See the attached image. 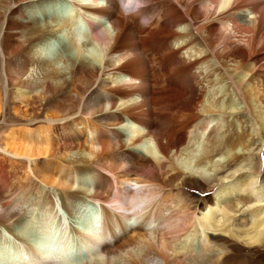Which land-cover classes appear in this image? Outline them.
Masks as SVG:
<instances>
[{
	"label": "bare ground",
	"instance_id": "obj_1",
	"mask_svg": "<svg viewBox=\"0 0 264 264\" xmlns=\"http://www.w3.org/2000/svg\"><path fill=\"white\" fill-rule=\"evenodd\" d=\"M125 1L0 0V264H249L264 247V0ZM62 35L75 58L57 66ZM77 208L96 212L82 229Z\"/></svg>",
	"mask_w": 264,
	"mask_h": 264
},
{
	"label": "rangeland",
	"instance_id": "obj_2",
	"mask_svg": "<svg viewBox=\"0 0 264 264\" xmlns=\"http://www.w3.org/2000/svg\"><path fill=\"white\" fill-rule=\"evenodd\" d=\"M53 3V2H52ZM53 4H55V3H53ZM119 4H120V2H119ZM66 6L63 8L62 6L60 7V6H58V10H63L64 12H66L67 14H65V15H63L64 17L65 16H67V15H69V13L70 12H72V8H73V6L70 4V3H66L65 4ZM71 5V6H70ZM137 5V4H136ZM135 5V6H136ZM143 5V4H142ZM47 8V7H46ZM66 8V9H65ZM74 12V11H73ZM123 12V14L124 15H127V14H129V13H126L125 11H122ZM37 15H39V17H42V22H41V24H40V26H41V28H44V27H46L47 26V24L49 23H52V19H44L43 17H45L46 15H49V18H50V16H53V14H51V13H39V14H37ZM63 16H58L59 18H63ZM51 21V22H50ZM107 27V26H106ZM178 32H180V33H185V32H187L188 31V28H186V29H180V28H178V30H177ZM62 38L61 39H59V41L57 42L56 41V46L55 47H53V50L52 51H49V57H55V58H57L59 61H57L56 60V65L57 66H63V61H67L68 59V57L69 58H75V54H73V53H75L74 52V50H73V48H71L70 46H69V41H68V39H67V37L65 38V36L64 35H62L61 36ZM83 39L85 40V41H87V37L86 36H83ZM58 62V63H57ZM61 62V63H60ZM2 63H4V58L2 57V55L0 54V67L2 66ZM58 64H60V65H58ZM0 70H1V68H0ZM5 82V81H4ZM6 83V82H5ZM4 83V84H5ZM8 89H10V88H7V85L5 86V90H4V95H6L5 94V92H7L8 91ZM4 98H5V96H4ZM4 101H5V99H4ZM91 103L92 102H90V104L89 105H91ZM93 104V103H92ZM239 106H241V104H239ZM241 114L242 115H246V113L245 112H241ZM10 115H11V113L9 112V111H7V114H6V118H4L5 120H9V117H10ZM241 119H242V123L241 124H244L245 126H246V129L247 128H249V125H248V120H249V118H248V116L246 115V117H245V119L243 118V117H241ZM3 124V121H0V125H2ZM234 126H236V124L234 125ZM232 127L230 130H231V132L234 134L235 133V131H237V130H235V128L236 127ZM244 126V127H245ZM140 129H143V126L142 127H139ZM2 131H3V129H0V136H1V134H2ZM255 139L257 138L256 136L254 137ZM257 141H256V143H255V146L251 149V151L252 150H254V151H252V152H250V153H245V155L244 156H246V158H249V163H247L246 165H248V167L247 168H250V169H252V168H254L253 166H255V164L257 163V160H256V157H257V155H258V152L257 151H259V148L261 147V146H259L260 145V142H259V140L258 139H256ZM256 149V150H255ZM250 162L252 163V164H250ZM249 164H250V166H249ZM222 168L223 169H221V174H214V175H216V176H211V178L210 179H208V180H206V181H204L203 182V184H204V186H205V188H204V194H203V197H205L207 194H210V195H212V193H213V191H214V189H215V185H217L218 184V182L222 179V178H224V177H227V176H230V171H226L227 170V168L224 166H222ZM226 168V169H225ZM197 192V191H196ZM100 193V192H99ZM95 211H96V209L94 208V207H92ZM85 210L84 211V209H82V208H77V213H76V215H75V217L76 218H72L71 220H74L75 222H76V224H77V226H78V228H80V229H82V228H85L86 227V224L88 223V220H89V218H91V215H95L96 214V212L94 211V210ZM89 211V212H88ZM80 214H79V213ZM95 212V213H94ZM92 213V214H91ZM69 219H70V217H69ZM34 229V228H33ZM37 230V231H36ZM35 231V232H34ZM21 233H23L22 231H20ZM39 231H38V229H34L32 232H31V234L32 235H30V232L29 233H26V235H24L25 233H23V237L27 240V241H29V242H31V243H37V241H38V236H37V233H38ZM27 238H26V237ZM237 243V247H240V248H242L243 246H241V243L240 242H236ZM264 248V247H263ZM261 249L258 253H255V251L254 250H251V251H246V249H245V251H243L244 249H242L241 251H242V255H246V254H248L249 255V257H250V259H249V261H250V263H252V264H255V262H258V260H260L261 261V259L260 258H262V255H264V249ZM76 250V248H74L73 249V251H75ZM11 251V250H10ZM8 252V251H6V250H4L3 248L1 249L0 248V255H1V257H4V255H6V254H8V253H11V252ZM75 253H77V254H75ZM74 254L76 255V257H74L73 259H74V261H76L78 264H81V262L82 261H86L87 259H88V257H86V255H85V253L84 252H82V251H80V255H78V252H74ZM259 261V262H260ZM51 262V261H50ZM54 262V261H53ZM52 262V263H53ZM249 263V264H250ZM257 264V263H256ZM259 264H261V262L259 263Z\"/></svg>",
	"mask_w": 264,
	"mask_h": 264
},
{
	"label": "snow or ice",
	"instance_id": "obj_3",
	"mask_svg": "<svg viewBox=\"0 0 264 264\" xmlns=\"http://www.w3.org/2000/svg\"><path fill=\"white\" fill-rule=\"evenodd\" d=\"M193 194L194 195H200V193L196 192L195 189H193Z\"/></svg>",
	"mask_w": 264,
	"mask_h": 264
}]
</instances>
